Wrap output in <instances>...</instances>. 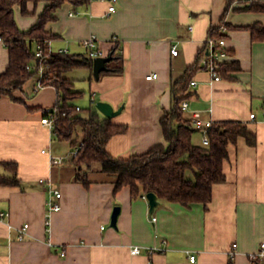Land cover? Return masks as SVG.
<instances>
[{
  "label": "crops",
  "instance_id": "0c3cea01",
  "mask_svg": "<svg viewBox=\"0 0 264 264\" xmlns=\"http://www.w3.org/2000/svg\"><path fill=\"white\" fill-rule=\"evenodd\" d=\"M45 3L29 2L28 9L39 13ZM111 4L92 0L75 11L66 2L48 28L59 34L53 50L67 48L71 55L88 56L85 40L92 33L106 55L114 37L121 43L123 73H101L97 79L94 60L92 68L66 73L90 103L104 100L115 109L123 106L114 121L129 128L111 138L112 155L127 157L165 142L161 117L172 105V83L196 62L210 27L223 19L230 25V61H237L240 69L211 82L200 67L185 115L191 118L199 111L213 122L245 123L257 144L240 137L229 145L227 179L214 185L208 207L160 200L151 214L149 199L133 197L129 186L115 192V175L92 171L87 187L76 180L74 165L52 162V155L66 157L73 147L42 123L44 109L56 104L58 93L54 86L34 92L35 75L23 90L15 91L23 101L0 97V161L18 162L21 179V186L0 185V211L8 213L0 218V264H229L231 258L235 264H252L251 255L264 240V41L254 40L243 26L264 24V11L248 10L239 0H231L228 9V0H117L108 14ZM16 17L24 29L37 19L24 15L19 6ZM177 41L179 54L174 55ZM8 65L9 49L0 38V74ZM77 69L85 71L83 79L74 74ZM152 73L157 77L148 78ZM50 189L62 194L54 196L61 208L49 214ZM116 206L120 212L114 226ZM134 246L142 251L132 253ZM150 248L155 251L149 253Z\"/></svg>",
  "mask_w": 264,
  "mask_h": 264
},
{
  "label": "trees",
  "instance_id": "16d2710c",
  "mask_svg": "<svg viewBox=\"0 0 264 264\" xmlns=\"http://www.w3.org/2000/svg\"><path fill=\"white\" fill-rule=\"evenodd\" d=\"M46 1L42 11L28 9L29 2L37 6ZM69 2L75 11L87 7L92 0H0V38L9 49V65L0 74V97L10 96L14 101H23L15 91L23 90L45 64L43 86H54L58 99L52 107L55 110L56 139L69 141L73 149L79 146L77 154H69L65 162L76 167V180L85 186L91 184L92 171H103L116 176L115 192L129 186L133 197L155 192L159 200L178 202L184 206L203 203L206 207L212 200L215 184L226 181L225 160L229 156L228 147L245 137L250 145L257 144L256 134L247 124L240 121H214L208 128L209 144L194 142V135L201 133L194 127L191 118L185 115L184 100L193 95L191 81L200 69L204 45L198 50L196 62L172 83V105L164 111L161 125L165 142L158 143L143 153L133 152L127 157H118L108 151V143L117 134L128 131V125L117 123L114 117L101 116L93 100L88 106H79L77 100L85 91L77 90L75 82L66 73L80 67H93V58L88 56L57 53L49 50V39L59 34L50 30L48 25L58 19V10ZM231 0H228L227 9ZM16 6L24 15L37 16L29 28H22L16 17ZM248 10L264 11V3H256ZM230 25L223 19L212 25L209 34L224 35L220 25ZM242 27V26H241ZM249 29L254 40L264 41V24L255 22L243 26ZM41 49L44 57L38 56ZM117 39L111 48L113 66L104 73H123L124 55ZM240 69L237 61L225 63L221 69L223 78L230 72ZM39 91L35 89L34 92ZM44 109L43 115H48ZM64 162V163H65ZM1 186H21L19 167L16 161H0ZM259 264L264 262L258 260ZM229 264H235L233 258Z\"/></svg>",
  "mask_w": 264,
  "mask_h": 264
},
{
  "label": "built area",
  "instance_id": "2783aa9c",
  "mask_svg": "<svg viewBox=\"0 0 264 264\" xmlns=\"http://www.w3.org/2000/svg\"><path fill=\"white\" fill-rule=\"evenodd\" d=\"M117 0H110L112 4L109 7L108 14H110L112 11L116 9L115 2ZM241 4H243L246 7H252L256 3H264V0H239ZM192 28V26H190ZM220 30L222 33H227L228 27L223 23L220 25ZM55 39H49L47 43L49 44V50L52 52H57V53H67L69 54V50L67 48H59L58 50H53L52 44ZM113 41H116L117 38L114 37L112 39ZM85 45L87 46L88 49V57L90 58H95L98 56H105L107 53L106 51L100 46L99 44V39L95 34H91L86 40H85ZM204 45V52H203V57L201 60V65L200 67L203 70H206L210 74V80L211 82H215L218 80H221L223 78L221 69L225 65L226 62L230 59V52H229V46H228V37L224 35H217V34H209L203 42ZM172 54L178 55L179 54V45L178 41L174 42L172 45ZM38 56L44 57V54L42 53V50L39 49L37 52ZM45 64H41L38 70V73L36 74L38 76V82L36 85V89H42L43 87V77H44V71H45ZM157 77L156 73H152L148 76V78H155ZM198 80L193 79L191 81V85L193 87L198 85ZM95 96H93V99ZM182 106L184 109H187L189 107V101L184 100L182 103ZM48 115H43L42 117V123L48 125L50 128H55V113L56 111L52 108H48ZM251 118L255 119L256 118V113L252 112L251 113ZM192 123L194 127L200 129L201 134H202V143L207 145L209 144V137L207 134L208 128H210L213 124L212 120H206L203 118L201 112L195 111L191 117ZM79 150V146L75 147L70 154H77ZM45 151V150H44ZM67 157V156H66ZM65 156H57V155H52L51 160L55 164H61L65 162L66 159ZM42 182L44 179L41 180ZM51 195L47 201L48 205V213L50 214L52 211L59 210L61 208L60 204L54 200V196L59 198L61 197V191L59 189H50ZM144 198H147V194L142 195ZM8 213L6 212H1L0 211V218H3L7 216ZM152 220H156L155 216H152ZM49 223V219H48ZM28 227V224H25L23 227V231ZM20 237L22 238L23 235L21 234ZM142 251V248L140 246H134L132 248V253L134 254H139ZM149 253H153L155 250L153 248L148 249ZM233 253V252H232ZM66 250L61 251V255H65ZM195 255L192 254L191 258L194 260ZM251 260L252 264H259L258 260L264 262V240L261 241L260 247L257 252L253 253L251 255Z\"/></svg>",
  "mask_w": 264,
  "mask_h": 264
},
{
  "label": "water",
  "instance_id": "95a60500",
  "mask_svg": "<svg viewBox=\"0 0 264 264\" xmlns=\"http://www.w3.org/2000/svg\"><path fill=\"white\" fill-rule=\"evenodd\" d=\"M112 54L105 55V56H98L94 58V75L97 79L100 78L101 73L103 71H106L109 69L107 63L112 60ZM97 108L104 113L107 117H115L118 115L122 109L123 106H121L118 109H115V107L108 101L99 100L96 102ZM147 198L150 202V213H154L155 208L160 204V200L158 199V195L155 192H149L147 193ZM120 212V207L116 206L113 212L112 216V225L116 226L117 224V218Z\"/></svg>",
  "mask_w": 264,
  "mask_h": 264
},
{
  "label": "rangeland",
  "instance_id": "374dc122",
  "mask_svg": "<svg viewBox=\"0 0 264 264\" xmlns=\"http://www.w3.org/2000/svg\"><path fill=\"white\" fill-rule=\"evenodd\" d=\"M84 72L85 71L83 69H77L74 74L77 75V77H80V78L83 79ZM76 85H77V87H82L81 86L82 85V82H76ZM77 102L80 103L83 106H88L90 104L89 96L84 94V96L81 97V98H79L77 100ZM199 141H200V134L199 133H196L194 135V142L199 143ZM0 168H1L0 171H2L3 168L2 167H0Z\"/></svg>",
  "mask_w": 264,
  "mask_h": 264
}]
</instances>
